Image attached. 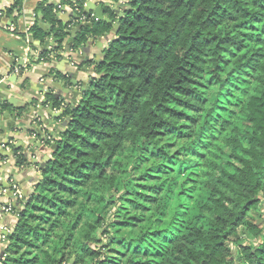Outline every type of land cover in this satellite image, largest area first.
<instances>
[{
    "label": "trees",
    "instance_id": "trees-1",
    "mask_svg": "<svg viewBox=\"0 0 264 264\" xmlns=\"http://www.w3.org/2000/svg\"><path fill=\"white\" fill-rule=\"evenodd\" d=\"M62 4L79 8L74 50L111 33L82 2ZM54 10L48 0L36 9L30 46L53 44L33 63L59 57L70 36ZM107 10L120 27L102 59L85 62L93 75L79 104L65 106L64 131L34 191L19 200L0 264H264V224L249 217L264 191V0H129L121 18ZM237 110L242 127L228 117ZM136 154L151 156L144 177L160 180L139 186L144 201L126 198L142 209L173 174L186 179L169 195L178 201L170 218L139 234L140 211L110 226L96 214L122 197ZM243 227L256 241L246 243Z\"/></svg>",
    "mask_w": 264,
    "mask_h": 264
},
{
    "label": "crops",
    "instance_id": "crops-1",
    "mask_svg": "<svg viewBox=\"0 0 264 264\" xmlns=\"http://www.w3.org/2000/svg\"><path fill=\"white\" fill-rule=\"evenodd\" d=\"M44 1L46 0H0V102L7 105V109L0 112V158L6 157L3 151L10 153L19 144H23L24 147L27 138L36 137L37 142H42L43 138L39 133H43L47 139L44 147L57 146L56 140L64 131L66 121L63 118L64 114L59 118L52 117V114L65 112L67 105L79 104L84 92L83 80L84 78L90 80L93 75L92 68L85 65V62L100 61L109 43L104 37L89 38L87 49V43L77 50H74V44L67 48L73 40L74 30L80 27L75 26L77 16L73 7L66 4L62 11L56 12L61 21L71 25L70 36L64 43V51L59 57L53 55L48 62L33 63L39 56L29 53V46L34 44L30 29L37 19L36 9ZM67 1L74 4L82 2L85 10L89 7H101L104 16L109 19L111 15L107 9L117 14L123 12L129 2V0ZM18 2H21V9L16 7ZM48 3L55 6L56 10V7L62 4V0H48ZM90 14L98 21L93 12ZM87 23L92 22H85L84 26ZM79 32L80 30L77 35ZM52 44L51 38L43 46L31 48L41 53L43 50L51 49ZM81 61L83 63L80 64ZM24 63L25 68L18 74L14 73V67ZM84 68H87L86 72ZM73 82H77L76 86L72 84ZM52 103L54 111L50 110ZM54 150L48 154L38 150L36 157H29V161L35 160L37 164H31L25 176L22 172L27 168L26 163L19 166L15 153L11 157H6L0 167V260L5 256L9 244L8 237L15 228L17 213L21 208L12 186L17 184L23 192L21 184L28 181L26 190L31 194L42 177V170L50 163ZM22 152L23 150H20V154ZM8 207H12V210L6 211Z\"/></svg>",
    "mask_w": 264,
    "mask_h": 264
},
{
    "label": "rangeland",
    "instance_id": "rangeland-1",
    "mask_svg": "<svg viewBox=\"0 0 264 264\" xmlns=\"http://www.w3.org/2000/svg\"><path fill=\"white\" fill-rule=\"evenodd\" d=\"M240 85L245 87V89H249V86L248 85L246 86V84L244 82H241ZM214 92H217V91H214ZM237 93L239 94L238 91H237ZM231 108H232V106H231ZM233 115L231 116L230 114H228V117H230L233 122L235 120L239 119L240 120V122H239L240 127L245 125V121H243L244 117L242 116L241 110L234 111ZM164 146H167V145H164ZM177 150L178 149L173 150L172 154H174ZM229 154L230 153H228V155ZM136 156H137V159H138L137 160V164L138 165H136V166L139 169L135 170V165L134 164H130L129 167L127 168V171H126L125 175L122 178L123 182H122V186L121 187L123 189L118 194L119 197L120 196H122V197L120 199L116 200L115 206L111 205V207L113 206L112 208H106L104 211L101 209V210L97 211L96 214H98L97 217L98 216H105L106 219H107V222H105V223L108 226H110L111 222L112 223L113 222H118V220H122V218H126V216H128V214H131L134 211H140V213L142 215L144 213L145 216L143 215L144 219H143L141 225L138 226L135 229V231H134L135 234H139L140 230H142V229L147 230L149 228L150 224L154 225V224L158 223V221H159V219L161 217L165 216L167 219L170 218V216L172 215V212H173L172 208L176 207L178 201H177L176 198L174 199V201H172V199L169 198V195H172L174 192H176L177 194L180 193V192L182 193L183 192V187L182 186L186 182V179L184 180V178H182V179L176 180V175L173 174L171 176V178L169 179V182H168L170 184L166 187V190L159 195L160 198L155 200V201H153V202H151V205H150L149 209H142L141 207H139L138 203H132L131 201H128V200H131L130 198H132V200L133 199H139V200H141V202L144 201L143 198L141 197L139 186H141L142 184L155 185V184L159 183L160 180L159 179H154L152 177H150V179H147L146 177H144L145 171L147 169L146 167H147V164H148L147 161H149L151 156L147 155L145 158H141V156L139 157V154H136ZM227 160L228 159L226 157L225 162H227ZM234 164H235V162H234ZM152 167H154V166H152ZM141 173H142V175H141ZM172 182H174V185L177 186L176 189L174 188V186H172ZM143 190L148 191L149 189L144 188ZM116 192H117V190H116ZM189 192H190V194L192 196H197V197L199 196L198 193L195 192L192 189H190ZM184 193H183V196H184ZM199 194L201 196H204V193H202V192H200ZM260 196H261V200H262L261 201L262 202V206H261L260 211L251 212L249 217H250V220L252 222H256L257 225L262 226L264 224V191L261 193ZM128 197H130V198L126 199ZM193 198L194 197H191L190 199H188V197H186V199H185V201H189L190 202L189 208H192V206L196 202L195 199L193 200ZM80 205H81V201H80ZM77 207H75V208H77ZM75 208H74V210H75ZM151 213H153V214H151ZM92 220H94V219H92ZM168 222H169L168 220L164 221L165 224H167ZM239 233L244 239L247 240L246 241L247 244H249L252 241H256V239H253V237L248 235L247 230H246L245 227L240 228ZM154 250H150V252L151 251L154 252ZM157 259H154L155 262H153L152 264H156V262H158ZM142 261L143 262H147V261L149 262V256L147 254H144ZM122 263L123 264H128V259L125 260L123 258V262Z\"/></svg>",
    "mask_w": 264,
    "mask_h": 264
},
{
    "label": "water",
    "instance_id": "water-1",
    "mask_svg": "<svg viewBox=\"0 0 264 264\" xmlns=\"http://www.w3.org/2000/svg\"><path fill=\"white\" fill-rule=\"evenodd\" d=\"M88 7V6H87ZM86 12L85 13H94L95 14V16H96V18H97V20L98 21H101V22H105V23H107V24H112L113 25V29H112V31H111V33L110 34H107V35H105L104 36V39L106 40V41H110V38H111V36L112 37H114V36H116V34H117V31H118V29H119V27H120V22L118 21V22H116V23H113V21L111 20V19H109V18H107V17H105L104 16V12H103V9L101 8V7H97V8H95V7H89V8H87L86 10H85ZM117 13V12H116ZM118 14V16L121 18L122 16H123V12H119V13H117ZM93 26V24L92 23H87V24H85V27H92ZM45 28V27H44ZM78 30H81V28H79V29H76V30H74V32H73V34H72V36H73V40L68 44V46H67V48L68 47H72L73 46V44H74V40H75V38H76V36H77V32H78ZM94 42V40L91 42V43H93ZM90 43V44H91ZM89 46V43H87V45H86V49H87V47ZM85 49V50H86ZM86 56V55H85ZM88 59V58H87ZM81 63H83L82 61L80 62V64ZM94 69V66L92 67V69L91 70H93ZM87 71V68H84V72H86ZM84 85H83V90L85 91L86 90V88H87V84H88V82H89V80H88V78H84ZM76 83L77 82H73L72 84L74 85V86H76ZM68 91H70V90H68ZM59 98L57 97V100H58ZM54 103H52L51 105H50V110H52V111H54ZM64 114V112H60V113H57V114H52V117H54V118H59L60 116H62ZM6 116H7V114H6ZM0 119H1V117H0ZM39 136H41L42 138H43V140H42V142H37V138L36 137H33V138H27V144H25V146L23 147V144H19L17 147H16V150L17 151H20V150H23V152H22V157H23V159H24V163H26V166H27V168L22 172V175H26L27 174V171H28V169L30 168V166H32V165H36L37 164V162H35V160L34 161H29L28 159H29V157H36V155L38 154L37 153V151L39 150V152H41V153H43V154H48L49 152H51L52 150H54V149H56L57 148V146H52L51 148H47V147H44L43 145H45V143H47V139L46 138H44V134L43 133H39ZM14 153H15V151L14 150H12V152H10V153H7V152H4L3 151V154L6 156V157H11L12 155H14ZM17 162L19 163L20 161L19 160H17ZM32 164V165H31ZM27 183H28V181H26V182H23L22 184H21V187H22V190H23V196L24 197H27L28 195H29V193H28V191L26 190V185H27ZM3 256H4V254H3ZM2 256V257H3Z\"/></svg>",
    "mask_w": 264,
    "mask_h": 264
},
{
    "label": "built area",
    "instance_id": "built-area-1",
    "mask_svg": "<svg viewBox=\"0 0 264 264\" xmlns=\"http://www.w3.org/2000/svg\"><path fill=\"white\" fill-rule=\"evenodd\" d=\"M66 7V5L60 4L59 6L56 7L55 12H59L62 11L64 8ZM74 12H79V8L77 7V5H75V9H73ZM87 21L86 16H83L81 18V22L85 23ZM29 53L31 52V54H34V56H39L40 53L39 51L33 50L31 48V46H29ZM26 63V62H25ZM22 64L21 66H15L14 67V73L18 74L22 69L25 68L26 64ZM4 164V160H2V158H0V167ZM12 190L14 192V196L17 197L18 200H22L24 198L23 196V192L20 190L19 186L17 184H13L12 186ZM6 211H10L12 210V207H8L5 209Z\"/></svg>",
    "mask_w": 264,
    "mask_h": 264
}]
</instances>
